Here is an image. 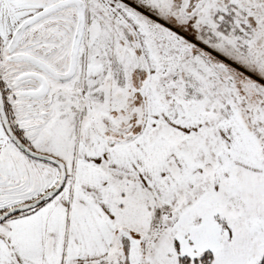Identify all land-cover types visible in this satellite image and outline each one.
<instances>
[{
    "label": "snow or ice",
    "instance_id": "snow-or-ice-1",
    "mask_svg": "<svg viewBox=\"0 0 264 264\" xmlns=\"http://www.w3.org/2000/svg\"><path fill=\"white\" fill-rule=\"evenodd\" d=\"M0 264H264V0H0Z\"/></svg>",
    "mask_w": 264,
    "mask_h": 264
}]
</instances>
